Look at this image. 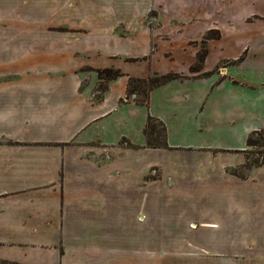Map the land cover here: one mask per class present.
<instances>
[{"label":"crops","instance_id":"crops-1","mask_svg":"<svg viewBox=\"0 0 264 264\" xmlns=\"http://www.w3.org/2000/svg\"><path fill=\"white\" fill-rule=\"evenodd\" d=\"M253 130L264 0H0V264H264V161L232 173ZM152 149L176 155L173 220Z\"/></svg>","mask_w":264,"mask_h":264},{"label":"rangeland","instance_id":"rangeland-1","mask_svg":"<svg viewBox=\"0 0 264 264\" xmlns=\"http://www.w3.org/2000/svg\"><path fill=\"white\" fill-rule=\"evenodd\" d=\"M130 97L132 99H137L138 95L135 96L132 94ZM156 130H158L157 134L155 133L148 134L147 136L148 141L151 143H158L162 139V133L160 131L161 127L158 123H156ZM145 141H146V137H145ZM263 151L264 148H259V147L249 148L244 154L246 158L245 163L250 164L255 158H259L261 156L262 153H258V152H263ZM144 155L147 158L149 157L151 159L152 165L150 169V179L152 181V184H157L156 186L152 185V187L155 186L154 190L152 189V194L154 193V191L158 194L157 196L152 197L150 201V209L152 213L154 211L161 212L162 215L163 213L164 215H166L168 220H173V215L176 209V200L174 196V174H175L174 163L176 161L175 160L176 155L171 151H164V150L158 151L153 149L151 151H146ZM155 161L166 163L171 167L169 166V168L166 169L162 167L161 164ZM235 170L238 174L244 175L247 169L240 166L237 167ZM162 178H164L163 182L160 181L162 180ZM159 181L161 182V184ZM167 226L168 227L166 229L168 230L166 235L168 239L173 240L174 226L171 225L170 223H168ZM160 230H158L157 228V230H154L153 233L157 234ZM160 232H162V230Z\"/></svg>","mask_w":264,"mask_h":264},{"label":"trees","instance_id":"trees-1","mask_svg":"<svg viewBox=\"0 0 264 264\" xmlns=\"http://www.w3.org/2000/svg\"><path fill=\"white\" fill-rule=\"evenodd\" d=\"M98 74L100 77H106V78H115L118 75H120V73L117 70H112V69H105L98 71ZM176 77L178 76L174 73L153 74L146 78L130 77L127 87L126 97L129 98L132 94L135 96L138 95L137 99H134L135 102L147 107L148 99H149V91L152 88L162 83H165L169 80H172ZM156 123H158L161 127L160 131L162 133V139L158 143H151L148 141L147 136L148 134L158 133V130H156ZM165 134H166L165 125L157 118L148 115L146 127L144 129L146 144L150 147L168 148L165 139ZM246 145H247V149L245 150V152L252 147L264 148V130L251 131L247 136ZM258 153H262L259 158H255L250 164L244 163L242 167L249 169L251 167L259 166L264 161V151ZM235 169L236 168L232 169V173H237ZM239 175H243V174H239Z\"/></svg>","mask_w":264,"mask_h":264}]
</instances>
